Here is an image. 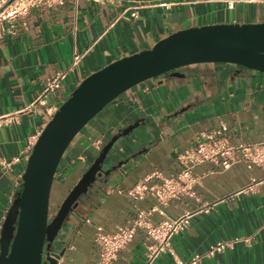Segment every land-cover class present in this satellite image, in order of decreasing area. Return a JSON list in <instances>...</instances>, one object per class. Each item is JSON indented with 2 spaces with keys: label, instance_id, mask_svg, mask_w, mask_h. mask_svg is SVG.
<instances>
[{
  "label": "crops",
  "instance_id": "crops-1",
  "mask_svg": "<svg viewBox=\"0 0 264 264\" xmlns=\"http://www.w3.org/2000/svg\"><path fill=\"white\" fill-rule=\"evenodd\" d=\"M261 22L264 0H65L55 7L35 8L19 20L15 33L0 38V159L21 158L9 167L0 165V235L22 186L32 152L28 146L52 118L49 106L59 108L90 74L150 49L179 30ZM76 53L84 55L70 69ZM60 71L67 72L61 88L42 105V91ZM178 73L125 92L70 145L56 174L59 182L69 172L79 180L99 148L119 136L107 161L109 182L92 188L70 214L61 233L65 252L57 264H94L99 258L98 227L114 233L139 209L156 205L154 222L187 212L194 215L189 228L173 238L176 258L164 252L151 264L189 261L217 241L236 237L250 242L206 256L199 264H264V166L238 162L225 169L219 162L201 163L194 168L200 176L197 197L185 195L166 204L152 196L136 200L126 193L151 172L163 177L177 174L182 169L177 153L223 124L234 143L264 139V74L223 63L186 66ZM151 243L146 229L139 228L114 264H147Z\"/></svg>",
  "mask_w": 264,
  "mask_h": 264
},
{
  "label": "water",
  "instance_id": "water-1",
  "mask_svg": "<svg viewBox=\"0 0 264 264\" xmlns=\"http://www.w3.org/2000/svg\"><path fill=\"white\" fill-rule=\"evenodd\" d=\"M200 63L233 64L264 74V22L182 29L83 79L46 124L27 160L21 189L2 225L0 264L58 263L65 252L61 233L70 214L92 188L109 182L107 161L119 136L99 148L97 158L50 217L54 180L74 139L125 92L168 73L178 76L181 68Z\"/></svg>",
  "mask_w": 264,
  "mask_h": 264
},
{
  "label": "built area",
  "instance_id": "built-area-1",
  "mask_svg": "<svg viewBox=\"0 0 264 264\" xmlns=\"http://www.w3.org/2000/svg\"><path fill=\"white\" fill-rule=\"evenodd\" d=\"M64 2L65 0H0V38L7 33H15L19 20L25 18L33 9L43 6L55 7ZM232 5L233 3L230 2V6ZM136 15L137 12H133V16ZM83 55L81 53L74 55L70 69H73L81 61ZM66 76V71H60L49 79L38 102L47 105L48 96L61 88ZM47 109L53 117L58 107L52 105ZM227 131L228 127L223 124L217 129L204 133L194 147L178 152L177 158L182 169L177 174L163 177L159 171L151 172L126 190V193L136 200L152 196L160 204H166L185 195L197 197L196 187L200 183V176L195 173L194 168L201 163L219 162L225 169L238 162H244L248 167L255 164L264 166V139L255 143H234L227 135ZM40 134L34 136V142L29 144L28 150H33ZM20 159V156L13 157L11 161L1 158L0 165L9 167ZM246 190L247 188L243 191ZM156 210H159L157 205L150 209H139L128 224L120 227L114 233H107L102 227H98L95 240L99 245V258L94 264H114L119 252L134 238L139 228L146 229L148 239L152 240L148 246L147 264H151L164 252H169L176 258L173 238L189 228L194 213L187 212L179 217L154 222L153 213ZM240 242L249 243L250 238L236 237L217 241L206 252L195 254L189 261L177 259V263L199 264L204 257L225 253Z\"/></svg>",
  "mask_w": 264,
  "mask_h": 264
},
{
  "label": "rangeland",
  "instance_id": "rangeland-1",
  "mask_svg": "<svg viewBox=\"0 0 264 264\" xmlns=\"http://www.w3.org/2000/svg\"><path fill=\"white\" fill-rule=\"evenodd\" d=\"M57 175L54 180L51 197H50V207H49V216L53 217L57 213L61 204L63 203L66 196L79 181L77 175L69 172V176L66 180L59 182L57 181Z\"/></svg>",
  "mask_w": 264,
  "mask_h": 264
},
{
  "label": "flooded vegetation",
  "instance_id": "flooded-vegetation-1",
  "mask_svg": "<svg viewBox=\"0 0 264 264\" xmlns=\"http://www.w3.org/2000/svg\"><path fill=\"white\" fill-rule=\"evenodd\" d=\"M168 74H171V73H168Z\"/></svg>",
  "mask_w": 264,
  "mask_h": 264
}]
</instances>
